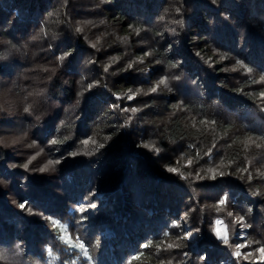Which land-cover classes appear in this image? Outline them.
Segmentation results:
<instances>
[{"label":"trees","instance_id":"trees-1","mask_svg":"<svg viewBox=\"0 0 264 264\" xmlns=\"http://www.w3.org/2000/svg\"><path fill=\"white\" fill-rule=\"evenodd\" d=\"M18 1L21 6L28 0ZM104 1V13L110 21L118 23L121 35L134 36L135 30L144 33L149 37V46L136 49L137 61L133 66L136 72L124 66L117 72L109 67L110 72L102 73L100 65L96 68L92 64L89 74L87 70L81 71L79 63L94 56L92 48L84 36H77L72 25L75 19L67 17L70 14H63L59 32L65 36L60 46L70 53L71 61L56 60L57 68L46 86V99L77 101L83 110L82 119H79L81 124L76 135L70 133L73 131L70 125L65 126L70 130L69 134L61 132L59 112L53 105L48 108L42 103L37 109V125L47 124L43 142L53 150L52 154L69 152V156L79 146L83 152L76 156L83 158V162L75 168L64 164L68 158L60 163L59 176L65 198L52 201L47 211L42 208L37 220L30 219L29 213V217L25 216L11 201L8 204L5 193L0 191V264H206L203 259L208 255L216 258V264H233L236 259L228 261V252L216 246L210 237L193 234V228L185 226L183 219L173 217L168 226L161 223L164 214L178 212L177 202L170 197L171 191L177 189L158 179L164 184H161L164 191H150L148 187L151 185L160 186H156L157 179L151 178L148 183L142 165H132V160L142 163L140 155H126L122 146L126 135L129 142H145L147 129L141 131L140 128L151 125L150 137L161 148L160 155L182 152L184 161L169 163L188 176L184 179L175 174L178 189L185 188L191 177L189 173L196 175L201 171V190L213 191L216 202L223 195L227 197L224 210L219 214L226 215L230 210L239 218L243 217L249 226L246 237L251 240L253 248L264 245V175H261L264 173V145L244 149L240 143L248 136L257 138V143H260L259 138H264V99L260 98V93L264 92V82L261 81L264 77V0ZM39 2L37 10L40 12L46 8L47 1ZM7 7L2 6L10 11ZM193 8L200 10L198 16L192 14ZM33 11L31 7L28 13L32 15ZM175 20L182 23L176 24ZM173 24L177 28L174 29ZM116 40H110V45L108 40L109 47L100 54L107 57L116 52L111 50L118 46ZM100 58L98 55L94 60L100 61ZM237 61L245 67H239ZM147 67L152 68L154 75L150 80L145 76ZM247 68L252 72H247ZM81 73L84 76L81 77ZM163 77H168L167 86L160 85L157 92L147 98L144 103L148 112L136 126L129 129L122 119L115 117L116 97L125 88L143 92L157 86ZM90 83L93 87L87 89ZM178 104L181 105L179 110L175 107ZM200 120L216 121L217 124L214 130H205L199 125ZM193 121L196 128L192 127ZM39 126L37 134L40 133ZM89 137L96 141V145L83 144ZM53 140L57 143H51ZM133 143L129 149L136 153L141 143L137 147ZM99 144L104 147L97 148ZM209 150L211 155L205 156ZM11 157L0 144V176L6 179L13 170H18L15 165H9ZM188 158L196 161L194 165L187 166ZM222 159L228 165L220 169L224 176L212 179L211 174H204L207 168L219 164ZM19 162V159L14 160L16 165ZM152 162L153 170L163 178L166 172L160 171L162 166L158 160L152 159ZM239 167H246L249 171H236ZM123 169L125 174L122 175ZM18 171L22 177L27 176L24 170ZM165 175L170 178L169 174ZM121 182H124V188H121ZM22 183H26L24 178ZM51 194L48 191L53 199L58 197ZM150 196L155 197L151 201L153 204L147 203ZM23 197L22 202L29 207L36 196L24 194ZM183 197L189 196L183 192L180 198ZM157 199L163 203L157 205ZM91 204L96 207H90ZM156 206L159 209L165 206L166 209L157 211ZM80 207L86 209L84 213L78 211ZM52 221H57V226ZM175 224L181 227L172 229ZM61 225L67 226V233L61 230ZM65 234L73 243H84L89 255L83 256L80 249L59 238ZM195 240L199 243L194 244ZM162 241L165 246L176 241L180 247L165 251L154 246ZM144 245L153 246L145 248Z\"/></svg>","mask_w":264,"mask_h":264},{"label":"rangeland","instance_id":"rangeland-1","mask_svg":"<svg viewBox=\"0 0 264 264\" xmlns=\"http://www.w3.org/2000/svg\"><path fill=\"white\" fill-rule=\"evenodd\" d=\"M18 2V0H0V65H2V70L0 71V137H3V141L0 142V144H2L12 156L9 165L13 164L16 169L24 170L27 176L22 177V174H18V172L21 173L22 171L20 172L18 170H13V174H10V177L7 179L4 176H0V191L5 193V196L9 200L8 204L11 201V204L18 208V210L23 211L25 216L29 213L30 217L29 215L28 217L30 219L37 220L39 219V211L42 208H46L45 211H47V208L52 201L53 203L57 201L59 202L60 198H65L63 183L59 176L61 164L64 163L65 158H68V160L64 164L73 168H75V166L79 167L83 162V158H79V156H68L69 152L52 154L53 150H49L46 142H43L44 128L47 124L45 123L46 125L44 126L37 125V109H39V105L42 103H45V107L50 106V108H52L53 105L54 110L59 112L60 115L58 116L60 117V120L59 122L57 120L55 123L57 124L58 122V126L61 127V132L69 134L70 130L65 126L70 125V127L73 126V131L70 133L72 135L75 133L76 135V129L81 124L79 119H82L80 117H82L83 110H80V104H78L77 101H50L46 99V86L50 83L52 75L57 68L56 60H59V57L68 53L64 49V46H60L62 45V40L65 36V34L59 32V30H61L60 25L63 14H70L67 17L75 19V24H72L74 25L75 30L77 27L83 28L82 32H77V36H79V34L80 36H84L88 41L90 48H92L94 56L90 57L88 60L82 59L83 62L79 63V67L82 69L81 71L87 70L89 74L91 73L89 69L92 64L96 68L100 65L102 73H106L104 71L106 66L108 68L111 67L114 72L120 70L121 67L128 66L130 63L134 66L137 61V56L135 54L136 49L147 48L149 46L148 43L150 42L148 41L149 37H147L146 34H141V32L139 33L136 30L134 31V36L130 34L121 35V28L118 26V23H114L112 20L110 21L104 13L106 9L104 0H45L46 8L41 9L40 12L37 10L39 9V0H28L21 6ZM3 5H7L10 8V11L3 9ZM31 7L34 9L32 15L28 13ZM47 10L49 11L46 13ZM192 11V14H196L197 16L200 14L198 8H193ZM19 12H21V14ZM156 23H158V21ZM173 27L174 29L177 28L176 24H173ZM3 32H6L7 34L4 35ZM70 33H73V31ZM74 33L76 32L74 31ZM115 39H117L116 41L119 43L118 46L116 45L114 49H111V45L109 49L112 51L116 50V52L114 51V53L107 55V57L100 54V52H102L101 50L104 51L105 48L109 47L107 41L109 40L108 44L110 45V40ZM93 44L96 45L95 48L92 47ZM98 55L102 57L100 58L101 60H94L95 56L97 57ZM66 59L68 62L71 61V55L66 56L65 60ZM131 70L132 72H136L134 68H131ZM107 72L110 71L108 70ZM145 73L147 74L145 75L147 78L146 80H148V78L150 80L152 76H154L152 75V68L150 67H147ZM80 75L81 77L84 76L83 73ZM129 89H132L133 92L137 90L135 88H125L121 95H117V107H114V110L116 113L115 117L119 120L122 119L124 123L130 127L129 129H131L136 126L135 124L140 118L144 117L145 113L148 112V107L144 102H146L147 98L152 95V93L149 91L150 89H144L143 92L137 95L134 99L128 100L125 98V94L128 93ZM25 108L28 109L27 112L24 110ZM102 108L105 107L103 106ZM132 108L138 109V111H123V109ZM29 119L32 121L28 122ZM38 126L40 128L39 134H37ZM146 129L147 133L145 142L143 141L142 143L139 140H136L134 143L131 141L129 142L126 135V137H124L125 139L122 149L126 155L130 153L135 154L136 156L138 155V157L140 155L139 159L142 163L134 162L132 160V165L134 167H136L137 164L142 165V173L147 176V182H150L151 178L157 179V181L154 180L155 183L157 182L156 186H160L155 187L154 185H151L152 187H148L150 191L153 190L155 193H157V191H164V189H162L164 184L158 182V179L181 191L175 190L170 193V197H173V201L177 202L176 205H178V212L174 215L170 213L168 215L164 214L161 223L168 226L169 220H172L173 217L181 220L183 219L185 226L193 228V234L199 233L200 237H210L215 241L214 243L216 246L218 245L220 249L228 252V261L236 259L233 264H264V260L259 258V252L256 251L257 248L254 249L251 240L246 237L249 228L247 222L243 220L241 223L239 215H234L230 210L228 212H231L232 216H228L227 214L223 215V213L219 214L220 212H217L216 208L213 207V205L218 204L219 200L217 202L215 201L216 197H213V191L209 192V190H201L203 185L202 181L199 180V177L192 173L185 188L183 190L178 189V181L175 178V174L169 173L165 166H171L169 164L170 161L173 162L179 160L181 162L180 158L183 157L182 152L179 150L168 156H163L144 148L143 144L145 143H155L153 140L154 138L150 137L152 126L149 125L148 127L143 126L140 128L141 131H145ZM86 134L89 133L87 132ZM88 139H90V137ZM141 139L142 138L140 137V140ZM131 143L136 147L138 143H141V148H135L136 153L130 152L132 150L129 149ZM29 145H32V147H29ZM74 152L79 155L83 151L81 147L77 146ZM37 153H39V155H37ZM87 155L89 156L90 154ZM33 156H36V159L33 161L32 165H30L28 169L22 167V165L27 163V161ZM85 157L87 159V156ZM13 159H19V165H16ZM50 159H58L61 164L59 163L56 165L54 171L44 173L39 172L37 169L43 167ZM152 159L158 160V164L162 166L160 171L169 174V179L166 178V173H163V178H166L163 179L159 177L157 171L155 172L153 170L154 164ZM121 174H125L124 169ZM23 178L27 184L22 183ZM121 184V188H124V182H121ZM103 187L106 188V186ZM137 190L138 189L135 188V191ZM48 191L57 194L58 197L55 198L53 196V199L48 195ZM182 191L189 197L186 199H184V197L180 198L183 193ZM164 193L166 194V192ZM24 194L27 196L29 194L30 196H36L32 205L29 206L32 209V212H29L26 209L22 210L19 207V204L24 200ZM92 194L95 195L94 192ZM222 197L224 198L226 196L223 195ZM149 199V201L146 200L148 201L147 203L150 202L153 204L151 201H153V199L155 200V197L153 198L150 196ZM0 202L2 203L1 199ZM155 202L157 205L163 203L159 199ZM3 204H6V201H4ZM155 208H157V211L166 209L165 206H162L160 209L157 206ZM118 213H120V211H118ZM42 216L43 215H40V217ZM116 219H119L118 216H116ZM217 219L223 220L224 224L228 226L231 246L224 245L216 238L213 229L216 226L215 222ZM171 228L174 230L178 229L173 225ZM188 237L189 239H192L189 234ZM193 242L194 244L197 242L199 243L198 240ZM238 244L246 245V247L240 249L242 253L240 258H237L234 255V246ZM249 244L250 246H247ZM247 253H252V255L245 259L244 256ZM253 256L255 257L252 260L251 258ZM208 257L209 255L207 258L205 257V259H203L206 261L204 263L216 264V258L209 257L208 259ZM242 261H244V263H242ZM224 264H226V262Z\"/></svg>","mask_w":264,"mask_h":264},{"label":"snow or ice","instance_id":"snow-or-ice-1","mask_svg":"<svg viewBox=\"0 0 264 264\" xmlns=\"http://www.w3.org/2000/svg\"><path fill=\"white\" fill-rule=\"evenodd\" d=\"M174 23L176 24H181L182 22L180 20H175ZM83 31V28L81 27H77L76 28V32H82ZM174 31V29H173ZM93 48L96 47L95 44L92 45ZM70 55V53H65L63 56L59 57V59L62 61L65 59L66 56ZM145 55H150V53H146ZM237 64L239 65V67L241 68H244L245 66L240 63L239 61H237ZM172 67H175V65H172ZM128 68L131 69L133 68V64L130 63L128 65ZM109 70V68L106 66L104 68V71L107 72ZM247 72L251 73L252 72V69L251 68H247L246 69ZM174 79H179V77H173ZM261 81L264 82V77H261ZM168 84V77H163L161 78L159 81H158V85L157 86H154L152 88H150V92L151 93H156L157 90H158V87L160 85H163V86H167ZM93 87L92 84H88L87 85V89H91ZM142 92V90L140 89H137L135 92H133L132 89H129L128 90V93L125 94V98L128 99V100H132L134 99L137 95H139L140 93ZM119 98V97H118ZM260 98L261 99H264V92H261L260 93ZM114 107H117V106H114ZM178 110L181 108V105H176L175 106ZM26 112L28 111L27 108L24 109ZM123 111H132V112H136L138 111V109H135V108H132V109H123ZM217 124L216 121H208V120H200L199 121V125L202 126L205 130L207 129H213L214 130V126ZM192 127L193 128H196L197 127V124L195 121H193L192 123ZM260 139V143H257V138H254L252 136H248L246 139H244L243 141H240V143L243 144V148L244 149H248L249 147L251 146H254L255 148H260L262 145H264V138H259ZM3 141V137H0V142ZM51 143L53 144H56L57 141L53 140L51 141ZM83 144L85 146H88L89 144H92V145H96V141L94 139H89V140H84L83 141ZM29 147H32V145H29ZM104 145L103 144H99L97 145V148H103ZM143 147L146 148V149H149L150 151H154L155 153H160L161 152V148L157 147L156 144L154 142H150V143H145L143 144ZM78 153H71L70 155L72 156H76ZM37 155H39V153H37ZM205 156H209L211 155V150L207 151L204 153ZM195 156L197 158H199V153H196ZM36 159V156H33L31 157V159H29L27 161V163L23 164L22 167H24L25 169H28L30 165H32L33 161ZM181 160L184 159V157H181L180 158ZM196 161L194 159H188L187 160V166H192L194 165ZM60 163V160H48L46 164H44L43 167H40L39 169H37L39 172L41 173H44V172H48V171H54L55 170V166L58 165ZM179 163V161L177 162ZM166 167V170L169 172V173H174V174H178L180 175L182 178L184 179H188V176H185L184 173L180 172V169L178 167H172V166H165ZM223 167H228L227 164H225L224 160L222 159L220 161L219 164L213 166V167H209L206 169V171L204 172L205 175L207 174H211V178L212 179H215L217 176H224L225 173L223 171H221L220 169L223 168ZM236 171H240V172H248L249 169L246 168V167H239L237 169H235ZM191 175V173H189V176ZM261 175H264V173H261ZM196 176L199 177V178H203L202 174H201V171H197L196 172ZM226 201H227V197H224V198H221L219 201H218V204L217 205H213V207L216 208V211L217 212H222L224 210L223 206L226 204ZM19 207L23 210V209H26L27 211L29 212H32V209L30 207H28L27 203L26 202H21L19 204ZM90 207L92 208H95L96 205L95 204H91ZM85 208L84 207H80L78 209V211L80 213H84L85 212ZM228 216H232V213L231 212H228L227 213ZM51 219V218H49ZM241 223L243 222V217H240L239 218ZM53 225L54 226H57L58 222L57 221H52ZM215 228L213 229L214 231V234L216 236V238L221 241L224 245H228V246H231L230 245V240H229V230H228V226L224 224V221L221 220V219H217L216 222H215ZM61 230L64 231L65 233H67V226H64V225H61ZM174 227L176 228H180L181 225L180 224H175ZM165 236L167 237V234H165ZM61 240H64L66 243L70 244L71 247L73 248H78L81 250L82 252V255L87 257L89 255L88 253V250L85 248V245L84 243H80V242H76V243H73L72 242V238L69 237L67 234L63 235V236H60L59 237ZM178 239H183V237H179ZM251 243V242H250ZM256 243H259V242H256ZM153 245H144L145 248L147 247H151ZM155 247H159V248H162V250H169V249H173V248H178L180 247L179 243H177L176 241H173L172 243H167L166 246L164 245V242L162 241L160 244L158 245H154ZM247 246H250L247 245ZM235 251H234V255L237 257V258H240L242 253L240 251L241 248L243 247H246V245L244 244H238V245H235ZM256 251L259 252V258L261 260H264V245L260 246L258 249H256ZM51 255V253H49ZM252 255V253H247L244 258L247 259L249 258L250 256ZM134 259H139V257H134Z\"/></svg>","mask_w":264,"mask_h":264}]
</instances>
